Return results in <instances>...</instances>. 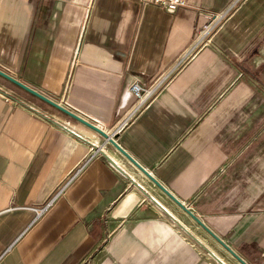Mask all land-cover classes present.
Returning <instances> with one entry per match:
<instances>
[{
    "label": "crops",
    "instance_id": "crops-1",
    "mask_svg": "<svg viewBox=\"0 0 264 264\" xmlns=\"http://www.w3.org/2000/svg\"><path fill=\"white\" fill-rule=\"evenodd\" d=\"M184 3L0 0V69L114 136L264 264V0ZM134 83L159 85L137 112ZM180 209L101 134L0 76V264H127L135 240L155 259L178 244Z\"/></svg>",
    "mask_w": 264,
    "mask_h": 264
},
{
    "label": "rangeland",
    "instance_id": "rangeland-1",
    "mask_svg": "<svg viewBox=\"0 0 264 264\" xmlns=\"http://www.w3.org/2000/svg\"><path fill=\"white\" fill-rule=\"evenodd\" d=\"M182 210H179L180 213H182ZM167 212V216L172 221L173 230L175 232L172 238L177 235L180 237L178 244L171 239L161 248L163 253L160 256L155 259H150L144 256L146 253L145 250L147 249V242L142 240L127 241L125 242L126 254L132 252L136 253L135 257H128L127 264H133L139 261L141 264H219L210 256L203 246L222 257L225 264H241L187 213H184L181 217H177L169 210ZM179 223L181 225H179ZM131 226L132 225H130V227ZM182 226L185 227L187 231ZM224 242L227 244L226 241Z\"/></svg>",
    "mask_w": 264,
    "mask_h": 264
},
{
    "label": "water",
    "instance_id": "water-1",
    "mask_svg": "<svg viewBox=\"0 0 264 264\" xmlns=\"http://www.w3.org/2000/svg\"><path fill=\"white\" fill-rule=\"evenodd\" d=\"M0 76L4 77L5 79L11 81L15 85L19 86L20 88L26 90L30 94L40 98L41 100L47 102L48 104L56 107L57 109L61 110L62 112L68 114L69 116L75 118L76 120L80 121L81 123L85 124L95 132L101 134L110 144L115 146L136 168H138L144 175H146L158 188H160L166 195H168L178 206H180L184 212H186L189 216H191L206 232H208L213 238H215L232 256H234L241 264H248L241 256H239L229 245H227L209 226H207L192 210H190L185 204H183L178 198H176L165 186H163L148 170H146L141 164H139L124 148H122L116 141V138L103 129L98 127L97 125L93 124L92 122L87 121L86 119L82 118L78 114L72 112L71 110L67 109L66 107L60 105L59 103L55 102L51 98L45 96L38 90L30 87L29 85L21 82L11 76L10 74L4 72L0 69ZM100 153L103 154L109 162H111L119 171L125 173L117 163L110 158L103 150H100ZM134 182V181H133ZM137 187H140L139 184L134 182ZM154 200V199H153ZM155 201V200H154ZM179 225H181L179 223ZM183 227V226H182ZM186 231L187 229L183 227ZM203 246V245H202ZM207 252L212 256L219 264H225L223 260H221L213 251L203 246Z\"/></svg>",
    "mask_w": 264,
    "mask_h": 264
},
{
    "label": "built area",
    "instance_id": "built-area-1",
    "mask_svg": "<svg viewBox=\"0 0 264 264\" xmlns=\"http://www.w3.org/2000/svg\"><path fill=\"white\" fill-rule=\"evenodd\" d=\"M143 1L146 3L157 5L170 13L175 12L179 7L185 4L184 0H143ZM225 18H226L225 15H220L216 18L211 17L213 21L202 32L200 38L198 39L196 46H202L206 42H208L212 34L223 23ZM158 87L159 85L155 87H151V88H143L138 83L132 84V86L130 87V92L136 100L135 112L143 109L154 99L157 93ZM44 211L45 209L37 210L38 216L41 215Z\"/></svg>",
    "mask_w": 264,
    "mask_h": 264
}]
</instances>
